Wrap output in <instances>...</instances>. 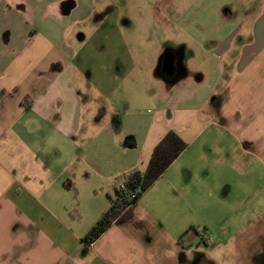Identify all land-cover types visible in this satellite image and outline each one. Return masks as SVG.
<instances>
[{"label":"rangeland","instance_id":"obj_1","mask_svg":"<svg viewBox=\"0 0 264 264\" xmlns=\"http://www.w3.org/2000/svg\"><path fill=\"white\" fill-rule=\"evenodd\" d=\"M95 1L96 14L75 22L68 15L74 5L77 16L85 17L90 0H65L68 18L61 28L69 45L83 48L75 58L89 69L79 76L108 79L113 91L105 95L106 103L100 97L103 110L124 130L142 133L175 88L160 67L166 51L177 53L184 84L191 85L218 64L214 51L223 36L264 11V0ZM225 11L238 17L227 22ZM237 148L226 132H205L123 213L121 223L88 245L80 238L109 208L119 181L129 174L118 172L126 170L130 150L118 141L100 145L96 173L81 180L68 200L69 259L74 264H191V255L204 254L215 264H253L251 255L264 245V166ZM114 171L118 175L110 184L103 177ZM205 230L212 242L206 246L198 237L191 245V233Z\"/></svg>","mask_w":264,"mask_h":264},{"label":"crops","instance_id":"obj_2","mask_svg":"<svg viewBox=\"0 0 264 264\" xmlns=\"http://www.w3.org/2000/svg\"><path fill=\"white\" fill-rule=\"evenodd\" d=\"M64 3L0 0V264H74L66 252L68 200L96 173L100 145L118 141L130 150L118 174L143 172L168 131L189 145L215 130L264 166V11L223 36L209 76L169 81L173 92L142 133L103 110L100 97L106 103L113 91L108 79L79 76L89 69L75 58L83 48L69 45L61 28L68 15L92 18L96 1L81 18L76 5L65 14ZM116 173L103 178L111 184Z\"/></svg>","mask_w":264,"mask_h":264},{"label":"trees","instance_id":"obj_3","mask_svg":"<svg viewBox=\"0 0 264 264\" xmlns=\"http://www.w3.org/2000/svg\"><path fill=\"white\" fill-rule=\"evenodd\" d=\"M187 144L173 131H168L153 148L143 172L131 171L122 186L116 187L109 208L82 237L85 244H93L110 226L123 221V213L135 206L146 192L186 150Z\"/></svg>","mask_w":264,"mask_h":264},{"label":"flooded vegetation","instance_id":"obj_4","mask_svg":"<svg viewBox=\"0 0 264 264\" xmlns=\"http://www.w3.org/2000/svg\"><path fill=\"white\" fill-rule=\"evenodd\" d=\"M191 1V0H190ZM191 8V3L189 5ZM225 18H228L230 21L235 20L238 17L237 13H234L233 11H225ZM160 68L162 70V74L164 77L169 81H175L178 76H183L184 72L182 71V68L180 67V58L177 55V53L172 51H166L164 57L160 60ZM200 238L199 243H203L206 246L209 245V243L212 242V238L207 234V230L204 231L202 235H200L199 232L195 231L194 233H191V245L194 243L193 241H196L197 238ZM255 253L251 255V261L253 264H264V245L261 249H255ZM191 264H215L213 260L208 259L204 254H198L196 256L191 255Z\"/></svg>","mask_w":264,"mask_h":264},{"label":"built area","instance_id":"obj_5","mask_svg":"<svg viewBox=\"0 0 264 264\" xmlns=\"http://www.w3.org/2000/svg\"><path fill=\"white\" fill-rule=\"evenodd\" d=\"M125 180V179H124ZM124 180L120 183V187L122 186V184H123V182H124Z\"/></svg>","mask_w":264,"mask_h":264}]
</instances>
